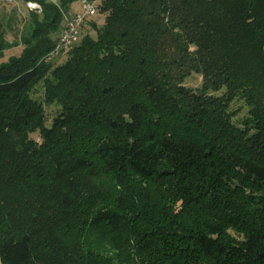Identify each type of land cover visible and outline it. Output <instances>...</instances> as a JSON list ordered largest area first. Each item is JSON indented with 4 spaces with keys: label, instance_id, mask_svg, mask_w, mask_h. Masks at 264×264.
Instances as JSON below:
<instances>
[{
    "label": "trees",
    "instance_id": "16d2710c",
    "mask_svg": "<svg viewBox=\"0 0 264 264\" xmlns=\"http://www.w3.org/2000/svg\"><path fill=\"white\" fill-rule=\"evenodd\" d=\"M22 1L43 11L0 63V264H264V0H97L60 65L80 0Z\"/></svg>",
    "mask_w": 264,
    "mask_h": 264
},
{
    "label": "rangeland",
    "instance_id": "374dc122",
    "mask_svg": "<svg viewBox=\"0 0 264 264\" xmlns=\"http://www.w3.org/2000/svg\"><path fill=\"white\" fill-rule=\"evenodd\" d=\"M81 9L80 2H77L73 5V10L78 11ZM30 10L27 8L26 3L22 0H0V13L4 18L6 23L5 31L6 37L11 44V47L4 51L3 55L0 57V63L7 62L12 56H19L23 49L24 43L22 42V35L27 31V24L30 20ZM106 14L101 10L94 17L87 20L83 29L82 36L90 34L93 37H96L97 33L94 29L92 22H96L99 26L103 25ZM92 20V22H90ZM64 23H65V13H64ZM67 59V54L63 55L59 60L53 62L54 65H60L64 63ZM203 77L198 73L192 74L186 81L185 85L198 89L202 86ZM223 91L218 92L217 95H221ZM33 96L37 99H43L44 96V87L43 84H39L34 92ZM234 109H240V112L235 118L236 122L242 121L248 114L249 107L243 100L235 101L233 103ZM59 111L57 105H45V112L47 116V125L51 126L53 119ZM32 137L37 141L41 142L39 134H32Z\"/></svg>",
    "mask_w": 264,
    "mask_h": 264
},
{
    "label": "built area",
    "instance_id": "2783aa9c",
    "mask_svg": "<svg viewBox=\"0 0 264 264\" xmlns=\"http://www.w3.org/2000/svg\"><path fill=\"white\" fill-rule=\"evenodd\" d=\"M30 11L41 13L43 7L35 1L25 2ZM81 9L74 12L65 13V23L62 28L55 47L46 55L45 62L59 60L73 46L80 43L82 39V29L88 19L95 16L99 11L97 0H80Z\"/></svg>",
    "mask_w": 264,
    "mask_h": 264
},
{
    "label": "crops",
    "instance_id": "0c3cea01",
    "mask_svg": "<svg viewBox=\"0 0 264 264\" xmlns=\"http://www.w3.org/2000/svg\"><path fill=\"white\" fill-rule=\"evenodd\" d=\"M75 10H73V8H72V12H74ZM58 36H59V34H58Z\"/></svg>",
    "mask_w": 264,
    "mask_h": 264
}]
</instances>
